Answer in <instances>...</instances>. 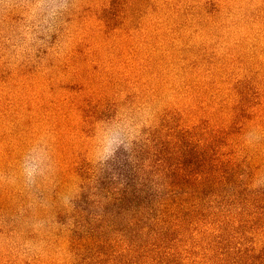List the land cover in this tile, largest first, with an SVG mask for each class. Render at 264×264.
<instances>
[{
	"label": "rangeland",
	"instance_id": "1",
	"mask_svg": "<svg viewBox=\"0 0 264 264\" xmlns=\"http://www.w3.org/2000/svg\"><path fill=\"white\" fill-rule=\"evenodd\" d=\"M68 3L33 40L0 6V264H264V0Z\"/></svg>",
	"mask_w": 264,
	"mask_h": 264
},
{
	"label": "clouds",
	"instance_id": "2",
	"mask_svg": "<svg viewBox=\"0 0 264 264\" xmlns=\"http://www.w3.org/2000/svg\"><path fill=\"white\" fill-rule=\"evenodd\" d=\"M4 0H0L2 6ZM27 7L24 8L26 14L25 19L29 23L27 31L31 34L30 40L36 36L51 32L54 29L49 25L44 28L49 20L55 21L63 19L64 13L69 10L68 0H24ZM75 0H72L73 7ZM129 117L118 113L111 121L110 126L107 123L101 122L106 131L103 133V139L100 141V146L95 150V159L104 162L111 159L115 152L123 145L127 148L128 143L138 135L137 128L142 126L138 124L136 128L130 126ZM49 137L41 136L27 150V153L22 157L21 171L28 184L35 183L34 177L44 174L45 161L49 159ZM126 141L128 143H126ZM4 181V175L0 172V184ZM256 186H264L259 182H255Z\"/></svg>",
	"mask_w": 264,
	"mask_h": 264
},
{
	"label": "trees",
	"instance_id": "3",
	"mask_svg": "<svg viewBox=\"0 0 264 264\" xmlns=\"http://www.w3.org/2000/svg\"><path fill=\"white\" fill-rule=\"evenodd\" d=\"M122 199H120V201H121ZM171 202L170 203H168V205H167V207H168V211H172V210H174L175 209V207H177V205L179 204V201L178 200H170ZM173 205V206H172Z\"/></svg>",
	"mask_w": 264,
	"mask_h": 264
}]
</instances>
